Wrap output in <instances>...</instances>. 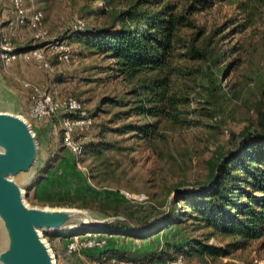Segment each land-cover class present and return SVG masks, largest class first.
I'll list each match as a JSON object with an SVG mask.
<instances>
[{
  "label": "trees",
  "instance_id": "trees-1",
  "mask_svg": "<svg viewBox=\"0 0 264 264\" xmlns=\"http://www.w3.org/2000/svg\"><path fill=\"white\" fill-rule=\"evenodd\" d=\"M221 7L229 8L231 16L223 19L221 30L213 24L207 31L197 18ZM78 11L77 19L85 27L76 31L70 24L57 39L70 48L78 47L82 58L98 57L106 61L101 72L127 86L121 96L103 98L95 109L99 111L106 106L117 110L113 117L120 121L115 128L99 127L95 141L82 145L81 156L98 159L117 149L109 138L112 133L150 144L156 137H163L159 133L161 123L164 127L190 128L197 124L195 116L221 122L225 93L219 79L229 66L240 63L238 58L226 65L222 62L227 60L228 50L238 53L243 48L224 49L219 45L223 36L217 35L221 31L241 34L252 30L262 22L264 0H84ZM87 19L98 21L86 24ZM38 46L26 45L15 52ZM196 88L200 89L198 98L192 97ZM259 93L264 94V73L259 79ZM263 103L258 99L250 105L253 120L236 135H229L228 144L232 147L214 150L206 162L204 180L196 183L193 190L176 191L177 198L165 211H156L160 204H151V212L143 215L142 205L136 201L127 204L80 198L78 208L109 213L121 220L96 230L54 232L44 237L50 241L71 233L93 232L147 240L168 227L179 228L180 240L171 247L170 256L151 254L131 264H163L176 256H181L184 264L191 259L229 258L234 252L246 250L251 242L264 239ZM58 157V152L48 157L26 187L25 196L46 179ZM210 238L220 240L222 247L208 245ZM88 252L82 255L88 257ZM101 256V260L126 259L110 248L101 251L97 259Z\"/></svg>",
  "mask_w": 264,
  "mask_h": 264
},
{
  "label": "rangeland",
  "instance_id": "rangeland-1",
  "mask_svg": "<svg viewBox=\"0 0 264 264\" xmlns=\"http://www.w3.org/2000/svg\"><path fill=\"white\" fill-rule=\"evenodd\" d=\"M23 2L26 16L32 10H39L50 36L59 38L68 30L71 21L79 17L78 9L84 0H23ZM231 14L227 7L218 10L215 8L197 20L207 31H210L213 24L221 30L223 19H227ZM9 19V0H0V21L4 23ZM95 22L93 19L86 20V24ZM4 30L6 28L1 32ZM12 31L14 48H23L26 45L41 47V44L30 42L23 27L14 28ZM221 36L223 37L219 45L222 48L227 50L235 46L243 48V51L238 53L228 50L227 60L222 62V65H226L238 58L240 63L229 66L219 79V86L225 93V99L221 103V122L195 116L197 124L190 128L164 127L161 123L159 133L163 137H156L150 144L130 139L129 135L118 136L112 133L109 138L115 142L117 149L106 152L98 159H92L87 155L81 156L77 159L81 164L80 169L73 165V157L62 148L55 120L48 121L50 126L48 129L44 128L43 124L38 127L31 124L32 129L39 135V159L36 166L41 167L48 157L56 152L59 153V157L55 168L48 173L46 179L23 197V203L31 209L82 210L96 219L108 218L113 222L121 218H114L109 213L102 214L92 209L78 208V200L88 198L96 202L128 204L132 200L126 195L144 196L145 201L140 202L141 211L143 215H147L151 212L149 208L151 204L154 206L160 204L156 211H165L177 198L176 191L193 190L204 180L206 162L214 150L231 148L232 145L228 144L229 135L231 133L236 135L252 122L250 105L258 99L264 102V94L259 95V79L264 73V13L262 22L252 30L241 34L233 32L227 34L226 31H221L217 37ZM71 48V58L66 64H57L48 57L50 70H39L33 63L21 59L7 67L0 64V108L25 119V107L29 106L27 101L29 92L22 83L40 87L56 98L72 96L81 102L90 116H93V126L81 140L83 145L95 141L99 127L111 129L120 124V121L114 120L113 117L117 110H110L106 106H101L99 111L95 109L103 98L121 96L127 86L101 72L100 68L107 64L106 61L98 57L82 58L78 55V47L71 45ZM199 92L200 89L196 88L192 97L198 98ZM191 106L196 107L193 102ZM59 203L73 205L50 206ZM153 218L154 216L150 219ZM178 229L175 226L168 227L147 240L90 232L95 237L104 238L106 244L99 250H89L88 257L82 253L78 256L65 253V239L77 234L71 233L64 238H54L50 241L44 235L54 232H45L42 236L52 251L55 264H131L151 254L168 253L170 256L171 247L180 240L181 234ZM79 230L83 229L56 232ZM210 239L218 247H222L223 243L220 240ZM263 241L264 239L251 242L246 250L234 252L229 258L212 261L209 259L205 261L203 258L191 259L185 261V264H264V245H261ZM105 248L119 251L126 259L101 260L102 256L97 259Z\"/></svg>",
  "mask_w": 264,
  "mask_h": 264
},
{
  "label": "water",
  "instance_id": "water-1",
  "mask_svg": "<svg viewBox=\"0 0 264 264\" xmlns=\"http://www.w3.org/2000/svg\"><path fill=\"white\" fill-rule=\"evenodd\" d=\"M38 159V134L32 125L0 108V264H55L51 249L41 243L42 233L91 231L111 223L82 210L28 208L23 197L40 168Z\"/></svg>",
  "mask_w": 264,
  "mask_h": 264
},
{
  "label": "built area",
  "instance_id": "built-area-1",
  "mask_svg": "<svg viewBox=\"0 0 264 264\" xmlns=\"http://www.w3.org/2000/svg\"><path fill=\"white\" fill-rule=\"evenodd\" d=\"M23 0H9L10 19L6 20V30L0 21V64L3 67L21 59L24 62L33 63L39 70H50L51 60L57 64H66L71 57V48L66 42L50 36L44 26L42 13L39 10H32L26 16V10ZM23 27L27 32L31 42L43 44L40 48H33L24 52H15L12 37L14 28ZM85 27L84 23L75 18L71 23V29L80 31ZM28 90V109L25 119L31 123H45L49 120H55L60 133L62 148L67 151L74 160V166L81 168L77 161L82 155V143L86 134L92 128L93 119L84 110L83 106L74 98L65 96L56 98L47 94L42 88L28 83H22ZM130 200L138 203L145 201L144 196H128ZM106 244V240L101 237H95L90 232L72 235L65 239L64 250L68 255H79L89 250H99ZM208 245L217 246L209 239ZM130 264V263H120ZM163 264H184L181 256L166 259Z\"/></svg>",
  "mask_w": 264,
  "mask_h": 264
},
{
  "label": "crops",
  "instance_id": "crops-1",
  "mask_svg": "<svg viewBox=\"0 0 264 264\" xmlns=\"http://www.w3.org/2000/svg\"><path fill=\"white\" fill-rule=\"evenodd\" d=\"M5 26L6 25H4V26H2L3 28H5ZM2 31V30H1ZM5 31V30H4ZM27 109H28V107L26 106L25 107V113H24V115L26 114V112H27ZM32 125H33V127H35V126H41L40 124H43V126H44V128H49L50 126H49V122H45V123H31ZM37 134H38V132H37ZM38 144H39V135H38ZM39 146H40V144H39Z\"/></svg>",
  "mask_w": 264,
  "mask_h": 264
},
{
  "label": "bare ground",
  "instance_id": "bare-ground-1",
  "mask_svg": "<svg viewBox=\"0 0 264 264\" xmlns=\"http://www.w3.org/2000/svg\"><path fill=\"white\" fill-rule=\"evenodd\" d=\"M40 240H41V243L43 244V246H45L46 248V250L48 251V249L50 250V248H49V246H48V244H47V242L44 240V238L41 236V238H40ZM51 255H52V252H51ZM49 260H50V263H52V261H51V257H50V254H49Z\"/></svg>",
  "mask_w": 264,
  "mask_h": 264
}]
</instances>
